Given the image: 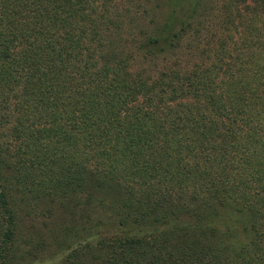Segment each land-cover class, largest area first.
I'll return each mask as SVG.
<instances>
[{"label":"trees","instance_id":"trees-1","mask_svg":"<svg viewBox=\"0 0 264 264\" xmlns=\"http://www.w3.org/2000/svg\"><path fill=\"white\" fill-rule=\"evenodd\" d=\"M0 264H264V0H0Z\"/></svg>","mask_w":264,"mask_h":264},{"label":"rangeland","instance_id":"rangeland-1","mask_svg":"<svg viewBox=\"0 0 264 264\" xmlns=\"http://www.w3.org/2000/svg\"><path fill=\"white\" fill-rule=\"evenodd\" d=\"M40 214L36 215V217H34V219L31 220V223H33V225L35 227L38 228V226H40L41 228L44 226V222H45V216L44 215H41V217H39ZM38 216V217H37ZM28 223V222H27ZM29 224V223H28ZM39 227V228H40Z\"/></svg>","mask_w":264,"mask_h":264}]
</instances>
